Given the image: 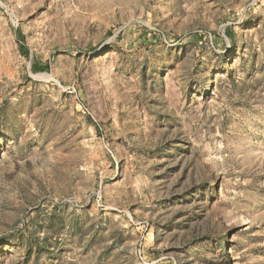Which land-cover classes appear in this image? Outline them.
<instances>
[{
	"label": "rangeland",
	"instance_id": "obj_1",
	"mask_svg": "<svg viewBox=\"0 0 264 264\" xmlns=\"http://www.w3.org/2000/svg\"><path fill=\"white\" fill-rule=\"evenodd\" d=\"M0 264H264V0H0Z\"/></svg>",
	"mask_w": 264,
	"mask_h": 264
},
{
	"label": "bare ground",
	"instance_id": "obj_2",
	"mask_svg": "<svg viewBox=\"0 0 264 264\" xmlns=\"http://www.w3.org/2000/svg\"><path fill=\"white\" fill-rule=\"evenodd\" d=\"M211 83V82H210Z\"/></svg>",
	"mask_w": 264,
	"mask_h": 264
}]
</instances>
